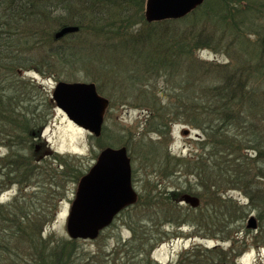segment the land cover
I'll use <instances>...</instances> for the list:
<instances>
[{
    "label": "trees",
    "instance_id": "trees-1",
    "mask_svg": "<svg viewBox=\"0 0 264 264\" xmlns=\"http://www.w3.org/2000/svg\"><path fill=\"white\" fill-rule=\"evenodd\" d=\"M96 1L0 0V145L7 148L0 155V195L14 184L21 190L13 202L0 203V264H65L59 252L65 243L53 246V238L49 236L52 240L48 242L42 231L49 216L52 218L56 213L57 178L67 172L59 173L56 167H51L53 173H49L48 163L37 162L35 152V137L48 126L56 106L51 93L23 73L45 66L54 68L56 60L64 61V57L84 65L90 59L88 51L94 47L85 41L106 42V34L110 39L120 34L118 43L123 41L129 32L104 29L102 22H106V16L102 15L99 21L97 16L101 12L91 10L100 4ZM260 2L205 0L188 18L181 19L188 21L187 25L177 26L178 19L146 22L143 30L133 34L130 51L136 53L139 63L131 76L141 86L149 87L143 97L148 98L145 104L150 107L153 120L150 125L157 124L159 130H170L177 123L199 125L209 140L200 144L201 152L186 157L165 151L156 167L157 187L159 184L163 187L161 183L165 180L173 185L149 191L154 202L150 208L164 212L168 208L170 213H165L173 221L169 225L178 228L179 234L188 226L192 229L191 237L220 243L212 247L194 243L170 264H237L247 249L264 246V65L258 59L236 67L226 66L197 55V51L212 44L206 42V21L203 23L198 17L221 15L224 21L239 27L241 21L253 15L256 8L252 3L259 4L257 12L264 10V2ZM78 4L81 7L76 12L83 15L75 18L76 12L72 10ZM83 6H88V10ZM60 8H64L60 11L64 17L51 12ZM123 10L127 12L125 7ZM89 12H94L97 22L90 19ZM254 21L252 18L247 23ZM210 23L216 25L214 21ZM148 42L152 45L149 49L141 47ZM36 53L37 57L31 55ZM198 117L203 120L198 122ZM209 144L215 149L206 153ZM60 162L61 167L72 168L67 159ZM84 173L78 170L70 177L75 183ZM181 178L183 182L178 183ZM233 190L242 192L249 202L241 204L230 195ZM185 192L199 197L202 206L187 207L184 213L187 219L175 222L177 199ZM47 195L54 198L45 200ZM141 199L142 193L139 206ZM251 213L257 216L256 233L243 225ZM151 230L144 232L145 239L142 237L137 243L141 247L134 249L140 255L144 247L149 251L146 256H136V264H158L149 258L150 251L169 233H158L157 226ZM229 241L230 246L225 247L223 243Z\"/></svg>",
    "mask_w": 264,
    "mask_h": 264
},
{
    "label": "rangeland",
    "instance_id": "rangeland-1",
    "mask_svg": "<svg viewBox=\"0 0 264 264\" xmlns=\"http://www.w3.org/2000/svg\"><path fill=\"white\" fill-rule=\"evenodd\" d=\"M96 2H100V4L92 6L91 10L101 12V16H97L99 21H102V15L106 16L104 19L106 22H102L104 29H109L110 32L118 30L120 33L129 32L122 39L123 41L118 43L121 39L120 34H115L114 38L111 39L106 34V42L101 43L100 39L85 41L94 47L88 51L87 59H90L84 65L75 63L71 58L64 57V61L56 60L54 68L45 66L35 71L31 70L23 73L24 77L35 80L36 83L44 86L50 93L60 81L95 83L99 93L110 100L100 137H95L86 129L78 126L58 108H56L54 116L45 130L39 137H35V152L39 157L37 162L41 161V164L48 163L49 173H53L51 167H56L59 173L67 172L66 175L57 178L59 183L58 187L55 186L56 190H54L55 200L57 201L56 213L52 218L49 216V222L42 231L43 237L47 238L48 242L52 240L48 239L49 236L53 238V246L57 242L65 243L64 248L59 251L61 262L65 264H136V256L143 257L149 252L147 247H144V250L141 251L143 255L135 252L137 248L141 247L137 243L142 241V237L145 239L143 234L147 229L151 230L157 226L158 233L162 234L163 231H168L169 235L166 238L162 236L161 245L154 248L149 258L158 264L174 263L178 260L179 255L194 243H203L212 247L219 242L213 239L206 240L191 237L192 229L188 226L182 228L181 235L177 232L178 228L169 225V222L173 221L166 215V213H170L168 208L165 210L166 213L160 208L157 210L150 208L154 205V202L151 201L153 196L150 192L161 190L166 184L173 185L169 183V180H165L164 183H161L163 187L160 184L157 187L155 181H158L159 177L156 173V167L158 161L164 157L165 151L186 157L201 152L200 144L209 142V140L207 134H204L205 132L198 128L199 125L177 123L172 125L170 130H159L157 124L150 125L153 124L149 112L150 107L145 104L148 98L143 97L144 93L148 92L149 87L147 84L141 86L131 76L132 72L137 71L139 62L137 63L136 59L139 57L136 53L130 51L132 45H134L133 34L139 29L143 30L142 27L146 22L147 24L152 23L146 18L148 0H97ZM263 2L264 0H261L260 3ZM97 5H100L99 10ZM105 5L107 7H103ZM252 5L256 8L253 15L251 14L241 21L239 27H233L230 24L231 22L224 21L221 15L217 16L218 19L211 15L197 16L203 23L206 21L208 30L206 32L205 29L207 33L206 42L212 43L208 45V48L197 51L198 57L226 66L231 64L230 66L234 67L245 61L255 62L258 59L264 65V10L257 12L259 4L252 3ZM80 7L81 5L78 4L75 10L72 11L76 12ZM83 7L88 10V6ZM123 7L127 9V12H124ZM60 11H64V8L57 9V11L52 10L51 12L57 14ZM89 13L90 19L94 23L97 22L96 17L92 15L93 13ZM73 15H77L75 18H78L83 14L80 15L76 12ZM224 15H227V13L224 12ZM60 16L64 17L61 13ZM60 16L59 20L63 21ZM185 17L182 16L178 20L176 18L172 19L177 20V26H184L187 25L188 21H182L181 19H185ZM252 18H255L254 24L247 23ZM167 20L169 19L164 21ZM211 21H214L216 25L211 24ZM242 26L244 27L243 30H238ZM229 29L235 30L234 33L228 32ZM107 37H109V40ZM148 38V36L145 38V42ZM83 39L85 40V38ZM150 46L152 45L148 42L141 47L149 49ZM37 54L31 55L37 57ZM54 57L57 58L58 56L54 55ZM79 59L80 57L77 58V60ZM216 80L219 81V78H216ZM196 120L199 122L203 119L198 117ZM185 130L189 133L186 134ZM108 146L127 148L132 159L133 185L139 193L143 194V200L139 201L141 202L140 206L136 204L130 210L122 212L116 217L114 223L101 232L96 239L73 240L66 230L69 209L75 198L77 182L74 183L70 175L78 173V170L88 171L95 162L100 150ZM214 149L215 146L209 144L207 149L204 150L209 153ZM6 152L7 148L0 145V155H4ZM63 158L68 160V165L72 168L68 169V166H60V161ZM55 176L57 175L55 174ZM173 180L177 179L173 177ZM180 180L178 183L183 182L182 178ZM20 192L18 185H12L0 195V203L13 202V199L18 197ZM183 195L191 194L185 192L177 199L179 206L173 214L175 222L187 219L184 213L190 205L181 201ZM230 195L243 205L249 202L240 191H230ZM44 198L51 201L54 197L47 195ZM201 204L200 199L197 208L202 206ZM251 215L256 216V213H251L249 216ZM246 221L243 223L245 227L247 225ZM173 233H177L176 236L178 237H173ZM152 237L158 238L156 235ZM230 244L231 241L223 243L225 247H229ZM132 257H134V260H132ZM237 264H264V246L261 249L257 247L247 249L239 258Z\"/></svg>",
    "mask_w": 264,
    "mask_h": 264
},
{
    "label": "water",
    "instance_id": "water-1",
    "mask_svg": "<svg viewBox=\"0 0 264 264\" xmlns=\"http://www.w3.org/2000/svg\"><path fill=\"white\" fill-rule=\"evenodd\" d=\"M205 0H148L149 21L181 18L193 12ZM71 30V29H65ZM58 108L73 122L100 136L109 100L101 96L94 83L60 82L53 92ZM188 133L187 130H185ZM127 148H106L96 164L80 180L77 197L67 219L68 234L73 239H95L109 226L123 208L137 201L132 185V167ZM182 201L197 207L199 199L183 195ZM251 215L247 228L256 231L258 221Z\"/></svg>",
    "mask_w": 264,
    "mask_h": 264
},
{
    "label": "flooded vegetation",
    "instance_id": "flooded-vegetation-1",
    "mask_svg": "<svg viewBox=\"0 0 264 264\" xmlns=\"http://www.w3.org/2000/svg\"><path fill=\"white\" fill-rule=\"evenodd\" d=\"M123 212H125V211H123ZM121 213H122V212H121ZM121 213H120V214H121ZM120 214H119V215H120ZM119 215H118V216H119ZM115 219H117V218H115Z\"/></svg>",
    "mask_w": 264,
    "mask_h": 264
}]
</instances>
